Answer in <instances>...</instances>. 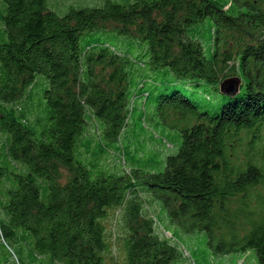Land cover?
Instances as JSON below:
<instances>
[{
  "label": "trees",
  "instance_id": "obj_1",
  "mask_svg": "<svg viewBox=\"0 0 264 264\" xmlns=\"http://www.w3.org/2000/svg\"><path fill=\"white\" fill-rule=\"evenodd\" d=\"M151 205L264 264V0H0V264H197Z\"/></svg>",
  "mask_w": 264,
  "mask_h": 264
},
{
  "label": "rangeland",
  "instance_id": "obj_2",
  "mask_svg": "<svg viewBox=\"0 0 264 264\" xmlns=\"http://www.w3.org/2000/svg\"><path fill=\"white\" fill-rule=\"evenodd\" d=\"M90 3H93L96 0H88ZM230 37V36H229ZM230 50L237 51V42L236 40L230 39ZM119 156L111 154L104 161L108 162L109 165L113 166L118 162ZM242 201L241 197L234 198L228 206L231 209H236ZM151 210L153 215L157 218V232L161 237L172 238L171 232L177 236L175 240L176 244L182 248L185 252V256L191 261H195L197 264H256L257 255L255 252L251 251L245 255H229V256H215L209 249L206 243L204 235H189L184 232L181 228L174 226L170 221L165 220L163 216V211L159 206H152ZM162 216V217H161ZM168 229L170 231H168ZM16 262V259L13 257L11 263ZM190 264V262L186 263Z\"/></svg>",
  "mask_w": 264,
  "mask_h": 264
},
{
  "label": "water",
  "instance_id": "obj_3",
  "mask_svg": "<svg viewBox=\"0 0 264 264\" xmlns=\"http://www.w3.org/2000/svg\"><path fill=\"white\" fill-rule=\"evenodd\" d=\"M241 80L239 78H230L224 81L220 86V91L224 95L233 96L239 92Z\"/></svg>",
  "mask_w": 264,
  "mask_h": 264
}]
</instances>
